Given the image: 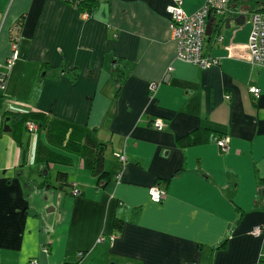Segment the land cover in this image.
Here are the masks:
<instances>
[{
    "label": "crops",
    "instance_id": "obj_1",
    "mask_svg": "<svg viewBox=\"0 0 264 264\" xmlns=\"http://www.w3.org/2000/svg\"><path fill=\"white\" fill-rule=\"evenodd\" d=\"M175 1L101 0L88 16L62 0H0V264H264V67L245 50L264 0H231L229 14L209 19L203 52L220 64L208 69L176 59ZM181 1L189 16L207 2ZM117 59L127 63L119 94ZM28 112L95 131L115 177L125 152L121 182L99 185L47 130L32 137L14 118ZM198 130L206 141L182 147ZM225 137L228 152L217 146ZM168 179L153 202L150 189Z\"/></svg>",
    "mask_w": 264,
    "mask_h": 264
},
{
    "label": "built area",
    "instance_id": "obj_2",
    "mask_svg": "<svg viewBox=\"0 0 264 264\" xmlns=\"http://www.w3.org/2000/svg\"><path fill=\"white\" fill-rule=\"evenodd\" d=\"M62 1L69 3L71 0ZM230 5L231 0H207L205 5L198 12L190 16L183 11L181 0H176L175 4L168 8L167 13L170 17L173 38L178 46L176 58L178 61L192 64L202 69H208L220 64V61L205 56L203 52L204 43L207 38V24L209 19L213 16L223 17L229 14ZM15 29L17 34L12 39L13 54L5 66L7 70L12 68L16 58V51L18 49L19 26ZM226 49L231 53V57L234 56L232 53L234 50L233 47ZM245 50L247 51V61H249L253 66L264 67V12H255L252 15L251 33ZM0 68H2V66H0ZM172 71L173 68L170 67L167 74ZM6 79L7 74L0 73V90H5ZM251 92L255 97H260L261 90L259 88H252ZM227 99L230 100V97H227ZM154 127L155 129L162 131L164 129V124L161 121H157L154 123ZM26 128L32 137H37L39 128L36 123L28 122L26 124ZM229 143L230 139L225 137L217 142V146L224 152H228L230 149ZM117 158L122 168L121 172L116 175L115 179L117 183H120L128 160L125 152L118 154ZM149 193L152 201L155 203H161L167 196L166 190L159 186L152 187ZM262 233V229L256 228L252 232V235L254 237H259ZM114 239L115 238L113 237L112 240L114 241ZM103 240L104 239H101V241ZM81 257H83V254H81Z\"/></svg>",
    "mask_w": 264,
    "mask_h": 264
},
{
    "label": "trees",
    "instance_id": "obj_3",
    "mask_svg": "<svg viewBox=\"0 0 264 264\" xmlns=\"http://www.w3.org/2000/svg\"><path fill=\"white\" fill-rule=\"evenodd\" d=\"M68 4H70L72 7H75L79 12L91 16L93 14V11H95L100 6L101 0H71ZM258 4V6L263 5L262 2H258ZM256 12H264V9L261 8ZM126 66L127 63L123 59L115 60V63L113 65L111 77L117 86L118 94L121 92V89L123 88L124 82L126 80V77L124 75V68H126ZM78 76V70H73V73L70 77L72 81H76L78 79ZM14 118L20 120L25 125V128L28 122L36 123L39 128L38 134H40L43 129L48 131L47 139L52 145H55L58 148L70 150L74 153L79 154L83 158L85 157V159L91 166L92 174L97 178L99 185L102 186L114 179V175L104 171V146L100 144L96 139L95 131L92 132L83 128H76L73 125L57 120L49 123L46 122L44 116L33 114L31 112L21 113L20 115H16ZM205 133V130H198L190 137H188L191 139L190 142H187L186 138H184L180 141V144L182 147L200 145L206 141V138L204 136ZM40 140V136H38L36 152L40 147ZM27 154L28 149L26 147L23 149V159H26ZM58 178L59 181H65V174L60 173ZM170 182L171 179H168L159 185L162 186V189L166 190ZM115 225L116 231H121L124 222L121 220H117L115 222ZM221 248H224V245Z\"/></svg>",
    "mask_w": 264,
    "mask_h": 264
},
{
    "label": "water",
    "instance_id": "obj_4",
    "mask_svg": "<svg viewBox=\"0 0 264 264\" xmlns=\"http://www.w3.org/2000/svg\"><path fill=\"white\" fill-rule=\"evenodd\" d=\"M236 23L239 26H242L245 24V18L242 16L239 19H237ZM213 34V20L209 21L207 24V37H211V35ZM9 122V119L7 120V123ZM5 132H11V130L9 129L8 125L5 126ZM111 264H116L114 262H112Z\"/></svg>",
    "mask_w": 264,
    "mask_h": 264
},
{
    "label": "rangeland",
    "instance_id": "obj_5",
    "mask_svg": "<svg viewBox=\"0 0 264 264\" xmlns=\"http://www.w3.org/2000/svg\"><path fill=\"white\" fill-rule=\"evenodd\" d=\"M251 20H252V19H250V23H251ZM52 177L54 178V174H53V176H52Z\"/></svg>",
    "mask_w": 264,
    "mask_h": 264
}]
</instances>
